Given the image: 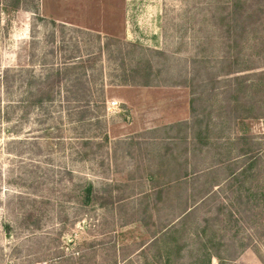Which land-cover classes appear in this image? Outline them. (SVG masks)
Returning <instances> with one entry per match:
<instances>
[{
  "label": "rangeland",
  "instance_id": "374dc122",
  "mask_svg": "<svg viewBox=\"0 0 264 264\" xmlns=\"http://www.w3.org/2000/svg\"><path fill=\"white\" fill-rule=\"evenodd\" d=\"M11 1L0 0V264H155L156 232L173 225L185 196L227 174L229 164L220 161L243 134L261 144L251 183L264 188V119L232 124L217 96L202 103L206 114L196 123L209 145L195 138L197 131L190 137L184 126L175 127L190 120L191 98L236 86L192 94L175 85L203 86L207 74L220 71L218 20L212 19L219 0H35L38 11L21 0L20 10L7 13ZM241 56L238 67L255 68L242 85L264 81V53L244 48ZM87 59L95 61L85 70L89 104L68 103L72 88L63 81L52 103L31 105L53 69ZM122 61L148 69L135 78L158 86L119 84ZM111 101L119 109L109 111ZM80 111L98 118L78 122ZM213 163L219 171L209 177ZM184 172L189 176L178 192L156 202L152 191ZM87 183L104 196L111 190L114 203H80L79 187ZM218 188L212 212L200 206L199 220L227 202L229 191ZM222 235L229 237L218 233L221 247ZM244 236L250 249L229 264H264V209L254 211Z\"/></svg>",
  "mask_w": 264,
  "mask_h": 264
},
{
  "label": "trees",
  "instance_id": "16d2710c",
  "mask_svg": "<svg viewBox=\"0 0 264 264\" xmlns=\"http://www.w3.org/2000/svg\"><path fill=\"white\" fill-rule=\"evenodd\" d=\"M21 4V0H12L4 6L3 10L7 13L16 12L21 9ZM31 4L32 9L38 11L37 2L31 0ZM214 14L212 19L218 20V25L215 28L219 33L216 43L221 46L220 71L215 77H210L207 74L205 79H202L203 86L194 87V80L193 83L183 80L175 84L189 88L192 94L202 90L216 89L223 85L227 86L233 83L236 85L219 93L191 98L189 101L190 120L180 123L181 125L176 124L177 128L184 126L190 137L197 131L195 138L205 145H209L208 141L206 137H202L203 132L201 129H197L196 123L198 124L206 114V108L202 103L209 98L222 97L220 109H223L226 115L229 114L232 124L236 125L246 120L264 119V81L242 85L245 80L251 78V74H253L251 72L255 68L250 65L238 67V60L242 57L244 48L248 52H256L257 55L264 53V0H230L227 4L219 0L218 3H214ZM52 24L56 23L53 21ZM113 42L112 40L105 44L108 53L111 46L115 44ZM122 51V49L118 50L120 53ZM84 63L74 64L73 67L64 70L53 69V72L47 74L44 80L39 83L31 105L42 107L46 103H52L56 95H60V86L63 81L70 82L69 88H72L65 97L68 103L73 101L82 106L89 104L93 94L88 89L90 80L85 79V70L94 66L95 61L87 59ZM139 65L127 68L122 61L123 77L119 79V84L123 86H158L144 76L141 80L135 78V74L148 70ZM79 68L83 70L81 73L77 72ZM196 71L193 79L199 75V70ZM224 78H230L229 84L227 81H222ZM103 94L101 92L99 96V98L102 97L101 103H104ZM90 116L94 115L80 111L77 121L85 122ZM182 138L186 139L187 136ZM192 138L194 139V137ZM231 145L226 157H222L220 161L221 164L224 162L229 164L227 174L221 180L204 183V190H197L185 196L186 200L182 202V208L174 218L173 225H169L170 227L166 231L156 232L151 242L155 250V264H212L213 257L219 260V264H229L235 262L241 254L250 249L251 241L244 234L250 228L254 211L264 209V188L254 187L251 183L252 177L255 176L259 168L261 144L251 135L243 134L237 136ZM215 163L211 167L214 170H207V176L211 177L214 172L219 171ZM188 176L187 172L182 175L177 174L163 187L154 189L152 192L156 202L164 201L165 197L172 196L173 190L178 192L183 179ZM221 185H224L230 193L226 197L228 203H220L215 209L214 217L205 215L199 220V207L208 208L206 214L212 212L213 206L219 199L218 191H215V188L219 187V190ZM177 192L175 195L179 198ZM104 193L105 196L92 184L87 183L79 187L77 198L83 205H98L104 208L113 204L116 197L111 190H105ZM117 198L118 201L124 199L123 197ZM221 230H224L229 236L227 240L223 235L220 236L219 240L224 241L222 247L216 241ZM261 261L264 263V259L261 258Z\"/></svg>",
  "mask_w": 264,
  "mask_h": 264
},
{
  "label": "built area",
  "instance_id": "2783aa9c",
  "mask_svg": "<svg viewBox=\"0 0 264 264\" xmlns=\"http://www.w3.org/2000/svg\"><path fill=\"white\" fill-rule=\"evenodd\" d=\"M120 105L117 101H111V102H108L107 103V109L110 111V110H113V109H119Z\"/></svg>",
  "mask_w": 264,
  "mask_h": 264
},
{
  "label": "crops",
  "instance_id": "0c3cea01",
  "mask_svg": "<svg viewBox=\"0 0 264 264\" xmlns=\"http://www.w3.org/2000/svg\"><path fill=\"white\" fill-rule=\"evenodd\" d=\"M186 121V120H185Z\"/></svg>",
  "mask_w": 264,
  "mask_h": 264
}]
</instances>
